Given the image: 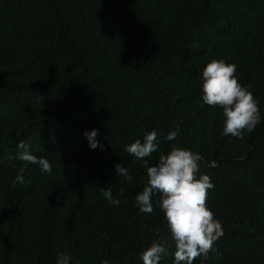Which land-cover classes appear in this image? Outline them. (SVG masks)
<instances>
[{
  "label": "trees",
  "instance_id": "16d2710c",
  "mask_svg": "<svg viewBox=\"0 0 264 264\" xmlns=\"http://www.w3.org/2000/svg\"><path fill=\"white\" fill-rule=\"evenodd\" d=\"M213 59L235 64L258 101L261 122L242 140L224 136L222 109L202 101ZM94 129L103 150L84 136ZM153 130L149 166L176 145L215 185L207 207L223 236L194 264H264V0H0V264H56L61 253L70 264H143L163 241L173 253L159 197L151 215L136 207L147 170L124 150ZM21 140L52 172L29 165L14 185L23 162L6 157Z\"/></svg>",
  "mask_w": 264,
  "mask_h": 264
},
{
  "label": "clouds",
  "instance_id": "9594fccd",
  "mask_svg": "<svg viewBox=\"0 0 264 264\" xmlns=\"http://www.w3.org/2000/svg\"><path fill=\"white\" fill-rule=\"evenodd\" d=\"M237 66L223 60L213 59L202 72V101L209 107H218L223 113V135L234 139H243L245 133L255 131L261 122V111L258 101L248 87L242 86L235 75ZM97 129L85 132L90 149L103 145L95 139ZM178 123L175 130L166 136L168 141L176 140L180 135ZM158 134L149 132L143 139H137L125 146V152L142 160L147 172L146 186L135 197L136 207L140 213L151 215L154 211L153 197L158 196L159 209L164 214L175 251L169 253L166 241L153 243L141 252L143 264H160L162 257L174 256L173 264H194L197 259H210L209 253L215 252V243L223 236L222 224L215 219L214 213L207 207L208 194L215 185L207 174H199L200 157L188 149L173 145L166 155H160L155 166H149L148 158L158 151ZM16 157L23 162L13 184H25L24 172L29 165H38L43 173L51 174L52 165L46 157H37L30 153L28 145L20 141ZM15 167V165H11ZM117 175L124 181L131 182L132 176L122 164L114 165ZM103 196L112 205H119L114 199L112 190L101 189ZM71 257L63 253L58 255L56 264H70ZM102 264H109L108 260Z\"/></svg>",
  "mask_w": 264,
  "mask_h": 264
}]
</instances>
